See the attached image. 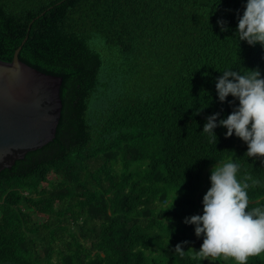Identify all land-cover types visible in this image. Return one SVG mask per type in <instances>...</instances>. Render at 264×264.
I'll return each instance as SVG.
<instances>
[{
    "label": "trees",
    "instance_id": "trees-1",
    "mask_svg": "<svg viewBox=\"0 0 264 264\" xmlns=\"http://www.w3.org/2000/svg\"><path fill=\"white\" fill-rule=\"evenodd\" d=\"M245 3L0 0V59L20 46L21 61L62 77L55 138L0 171V264H215L191 258L202 239L184 223L202 214L215 164L260 180L249 209L264 207V158L223 126L217 142L202 132L232 111L220 70L264 76V45L233 37Z\"/></svg>",
    "mask_w": 264,
    "mask_h": 264
},
{
    "label": "clouds",
    "instance_id": "clouds-1",
    "mask_svg": "<svg viewBox=\"0 0 264 264\" xmlns=\"http://www.w3.org/2000/svg\"><path fill=\"white\" fill-rule=\"evenodd\" d=\"M217 23L221 31L227 30L224 20ZM233 37L249 45H264V0H246ZM220 71L222 75L215 79L217 97L225 102L231 95L233 99L227 102L232 111L219 120V112L207 116L202 132L210 143L217 142L214 129L223 126L227 129L225 137L234 134L247 144L246 157L264 158V76L258 69L241 72L226 66ZM239 171L240 165L233 160L215 164L209 177L210 187L202 198V214L184 218V223L195 226V235L203 237L192 259L216 261L223 257L236 264H248L249 257L264 253V207L249 209L248 197V189L261 181L248 174L238 175ZM186 243L182 241L174 248L181 256L185 253L181 245Z\"/></svg>",
    "mask_w": 264,
    "mask_h": 264
},
{
    "label": "water",
    "instance_id": "water-1",
    "mask_svg": "<svg viewBox=\"0 0 264 264\" xmlns=\"http://www.w3.org/2000/svg\"><path fill=\"white\" fill-rule=\"evenodd\" d=\"M0 59V171L55 138L61 116L62 77L18 57Z\"/></svg>",
    "mask_w": 264,
    "mask_h": 264
},
{
    "label": "rangeland",
    "instance_id": "rangeland-1",
    "mask_svg": "<svg viewBox=\"0 0 264 264\" xmlns=\"http://www.w3.org/2000/svg\"><path fill=\"white\" fill-rule=\"evenodd\" d=\"M182 195L184 196V197H186V196H188V193H186V192H182ZM35 217V219L36 220H41L42 219V217H40V216H34ZM188 231H190V232H192V230H191V228H189L188 229ZM201 239H202V242H203V237L201 236ZM196 246H198V242L196 241V240H193V242H192V244H191V247H192V249H196ZM210 263H215L216 264V262H220V260H216V261H213V260H210V259H208V258H206ZM225 258H223L222 259V261L223 262H225ZM229 262H231V263H236L233 259H231L230 258V261Z\"/></svg>",
    "mask_w": 264,
    "mask_h": 264
},
{
    "label": "snow or ice",
    "instance_id": "snow-or-ice-1",
    "mask_svg": "<svg viewBox=\"0 0 264 264\" xmlns=\"http://www.w3.org/2000/svg\"><path fill=\"white\" fill-rule=\"evenodd\" d=\"M89 46H91V42H90Z\"/></svg>",
    "mask_w": 264,
    "mask_h": 264
}]
</instances>
